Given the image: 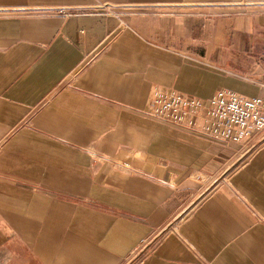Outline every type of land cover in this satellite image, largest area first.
Instances as JSON below:
<instances>
[{"label":"crops","instance_id":"crops-1","mask_svg":"<svg viewBox=\"0 0 264 264\" xmlns=\"http://www.w3.org/2000/svg\"><path fill=\"white\" fill-rule=\"evenodd\" d=\"M155 90L264 99V0H0V264H264V135Z\"/></svg>","mask_w":264,"mask_h":264},{"label":"built area","instance_id":"built-area-1","mask_svg":"<svg viewBox=\"0 0 264 264\" xmlns=\"http://www.w3.org/2000/svg\"><path fill=\"white\" fill-rule=\"evenodd\" d=\"M151 114L190 130L201 128L214 140L245 143L264 135V99L220 90L208 101L170 90H155ZM202 122V123H201Z\"/></svg>","mask_w":264,"mask_h":264}]
</instances>
